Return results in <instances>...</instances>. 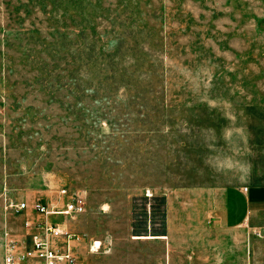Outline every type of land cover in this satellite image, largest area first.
<instances>
[{"label": "rangeland", "instance_id": "374dc122", "mask_svg": "<svg viewBox=\"0 0 264 264\" xmlns=\"http://www.w3.org/2000/svg\"><path fill=\"white\" fill-rule=\"evenodd\" d=\"M227 184H264V0H0V264L61 188L87 197L79 231L126 246V213ZM255 224L234 264H264Z\"/></svg>", "mask_w": 264, "mask_h": 264}, {"label": "crops", "instance_id": "0c3cea01", "mask_svg": "<svg viewBox=\"0 0 264 264\" xmlns=\"http://www.w3.org/2000/svg\"><path fill=\"white\" fill-rule=\"evenodd\" d=\"M75 191L84 196L86 211L85 193ZM173 192L165 195L166 208L161 222L146 217L143 224L137 226L134 216L126 213V219L130 220L124 233L126 246L123 243L117 245L116 233L106 223L101 234L79 231L74 221L85 211L75 217L64 214L47 216L36 211V216L27 220L57 221L80 234L81 238L73 241L77 264H234L237 245L234 238L238 239L241 226L251 221L252 228L255 227L256 217L264 213V184L184 186L181 195H177L178 200ZM66 200L67 197L63 198L58 205L64 207ZM36 202L44 203L41 200ZM174 203L178 204V210H174ZM103 210L108 209L103 207ZM31 232L32 229L27 227L30 237ZM88 249H100L101 253L88 255L85 261L84 253Z\"/></svg>", "mask_w": 264, "mask_h": 264}, {"label": "built area", "instance_id": "2783aa9c", "mask_svg": "<svg viewBox=\"0 0 264 264\" xmlns=\"http://www.w3.org/2000/svg\"><path fill=\"white\" fill-rule=\"evenodd\" d=\"M61 197H67L64 207L58 203L36 202L34 209L47 216L64 214L75 217L85 211L84 196L78 191L61 188ZM26 206L23 202L20 207ZM31 232V245L20 248L15 239L8 238L4 264H77L73 241L81 235L49 219L26 221ZM96 242L93 243L95 245ZM91 247L93 249L94 247ZM96 247H98L96 245Z\"/></svg>", "mask_w": 264, "mask_h": 264}]
</instances>
